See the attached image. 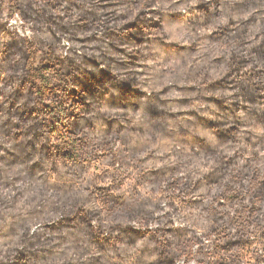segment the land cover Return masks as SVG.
I'll return each mask as SVG.
<instances>
[{
  "label": "clouds",
  "instance_id": "clouds-1",
  "mask_svg": "<svg viewBox=\"0 0 264 264\" xmlns=\"http://www.w3.org/2000/svg\"><path fill=\"white\" fill-rule=\"evenodd\" d=\"M0 264H264V0H0Z\"/></svg>",
  "mask_w": 264,
  "mask_h": 264
}]
</instances>
